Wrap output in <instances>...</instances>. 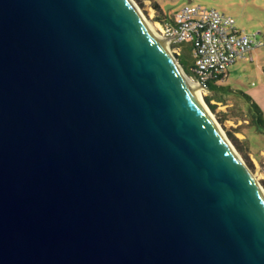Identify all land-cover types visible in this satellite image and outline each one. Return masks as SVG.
I'll list each match as a JSON object with an SVG mask.
<instances>
[{"label": "water", "instance_id": "1", "mask_svg": "<svg viewBox=\"0 0 264 264\" xmlns=\"http://www.w3.org/2000/svg\"><path fill=\"white\" fill-rule=\"evenodd\" d=\"M130 2L0 0V264H264L263 196Z\"/></svg>", "mask_w": 264, "mask_h": 264}, {"label": "rangeland", "instance_id": "2", "mask_svg": "<svg viewBox=\"0 0 264 264\" xmlns=\"http://www.w3.org/2000/svg\"><path fill=\"white\" fill-rule=\"evenodd\" d=\"M154 2L167 16L189 4L213 7L232 16L242 32L248 35L260 32L264 35V0H135L144 15L161 28L162 24L155 20L158 13L153 9ZM223 85L227 88L224 101L211 102L215 104L216 111L227 118L220 122L213 114L239 150L249 170L259 176L264 189V131L250 124L252 108L245 97L246 94L257 104L264 121V44L255 47L245 60L239 59L229 65ZM208 94L211 92L202 91V98Z\"/></svg>", "mask_w": 264, "mask_h": 264}, {"label": "built area", "instance_id": "3", "mask_svg": "<svg viewBox=\"0 0 264 264\" xmlns=\"http://www.w3.org/2000/svg\"><path fill=\"white\" fill-rule=\"evenodd\" d=\"M232 16L213 7L200 4L181 6L160 33L166 38L172 54H178L175 44L192 43L194 79L202 91H208L210 79H224L229 65L246 59L255 47L264 44L260 32L248 35L239 30Z\"/></svg>", "mask_w": 264, "mask_h": 264}, {"label": "trees", "instance_id": "4", "mask_svg": "<svg viewBox=\"0 0 264 264\" xmlns=\"http://www.w3.org/2000/svg\"><path fill=\"white\" fill-rule=\"evenodd\" d=\"M153 9L158 13L157 17L155 18L156 21L160 22L161 24L169 23L171 22V19L173 18V14L171 16H167L162 9L160 8L159 4L157 2L153 3ZM173 48L179 49V52L177 54V58L179 62L182 65L183 71L192 79H196V74L193 70L194 68V57H193V45L192 43L185 42L181 44H175L172 46ZM224 79H210L207 82V89L211 94H208L205 96L206 103L208 104L209 108L213 110V113L216 114L218 117V120L222 122L223 119L227 118L225 116H221L219 112L216 111L215 104H213L211 101L215 102H222L224 101L223 95L226 94L225 91L227 90L226 86L222 84V81ZM246 100L250 102V106L252 108V113L250 114L249 122L253 126H256L257 128H261L264 131V121L262 120V114L257 106L256 103L252 101V99L249 96H246Z\"/></svg>", "mask_w": 264, "mask_h": 264}, {"label": "bare ground", "instance_id": "5", "mask_svg": "<svg viewBox=\"0 0 264 264\" xmlns=\"http://www.w3.org/2000/svg\"><path fill=\"white\" fill-rule=\"evenodd\" d=\"M131 1L130 3L133 5L134 9L137 11V13L139 14V16L141 17L142 21L144 22V24L147 26V28L150 30V32L153 34V36H155L156 38L160 39L163 41L164 43V47L166 49V54L170 57H172V49L169 48L168 42L166 40L165 37L162 36V34L160 33V27L153 23L152 21H150V19L144 15V13L141 11V9L137 6V4H135V0H129ZM174 64L176 65V69L178 70V72L180 73V75L182 76V78L188 83L187 85L190 87H193L195 85H198L197 82L190 78L187 74H185L182 70V66H180L178 63L175 62L174 60ZM195 94L197 97V102L201 105L202 109L205 111L207 118L213 122V125L220 131L221 135L224 137V139L227 141V143L229 144V147L231 150H233V152L238 156L239 160L242 162V164L244 165V168L249 172L250 177L252 179V181L254 182L255 187L260 191V194L263 196L264 198V189L262 188V186L260 185V180H259V176L257 174H255L254 172L250 171L247 164L245 163L243 157L241 156L239 150L237 149V147L229 140V138L226 135V132L223 130V128L219 125V123L217 122V120L215 119V115L213 114V112L209 109V107L207 106V104L204 102V98H202V91L200 89V87L197 89H195Z\"/></svg>", "mask_w": 264, "mask_h": 264}, {"label": "crops", "instance_id": "6", "mask_svg": "<svg viewBox=\"0 0 264 264\" xmlns=\"http://www.w3.org/2000/svg\"><path fill=\"white\" fill-rule=\"evenodd\" d=\"M235 25H236V27L239 29V27L237 26V24L235 23ZM240 30V29H239ZM251 53V52H250ZM249 54V53H248ZM245 60V59H244ZM226 75H227V72H226ZM225 78H226V76H225ZM224 78V79H225ZM222 84H223V81H222Z\"/></svg>", "mask_w": 264, "mask_h": 264}]
</instances>
